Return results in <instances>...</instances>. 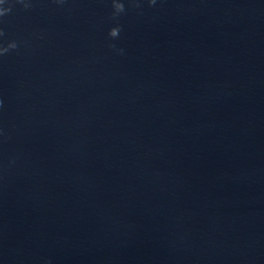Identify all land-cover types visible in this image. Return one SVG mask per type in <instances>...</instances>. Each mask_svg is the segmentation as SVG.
<instances>
[{
    "label": "clouds",
    "instance_id": "obj_1",
    "mask_svg": "<svg viewBox=\"0 0 264 264\" xmlns=\"http://www.w3.org/2000/svg\"><path fill=\"white\" fill-rule=\"evenodd\" d=\"M22 2V0H20ZM5 3V0H0V5ZM150 3L154 4L155 0H150ZM27 7V5H25ZM113 8H114V13L113 16L118 15L119 13L124 12V5L123 3L120 2V0H113ZM10 11V8H4L0 7V16L5 15L7 12ZM120 33V27L116 26L113 27L109 30V36L112 38L118 37ZM0 35H3L2 32H0ZM16 43L15 42H10L6 47H0V55L7 53L10 49H15L16 48Z\"/></svg>",
    "mask_w": 264,
    "mask_h": 264
}]
</instances>
